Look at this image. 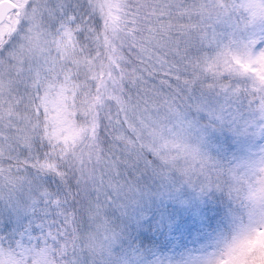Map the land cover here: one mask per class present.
Segmentation results:
<instances>
[{"label": "snow or ice", "instance_id": "obj_1", "mask_svg": "<svg viewBox=\"0 0 264 264\" xmlns=\"http://www.w3.org/2000/svg\"><path fill=\"white\" fill-rule=\"evenodd\" d=\"M225 215L264 224V0H0V264H249Z\"/></svg>", "mask_w": 264, "mask_h": 264}, {"label": "clouds", "instance_id": "obj_2", "mask_svg": "<svg viewBox=\"0 0 264 264\" xmlns=\"http://www.w3.org/2000/svg\"><path fill=\"white\" fill-rule=\"evenodd\" d=\"M236 215L243 216L244 223L247 224V209H237ZM231 225V217L225 215L215 225L214 229L208 230L205 239L201 243L210 246L219 243L220 247L235 243L238 252L247 253L254 257L249 261V264H264V224H258L254 230L240 234L235 241H233L235 233ZM230 264H239V261L234 260Z\"/></svg>", "mask_w": 264, "mask_h": 264}, {"label": "rangeland", "instance_id": "obj_3", "mask_svg": "<svg viewBox=\"0 0 264 264\" xmlns=\"http://www.w3.org/2000/svg\"><path fill=\"white\" fill-rule=\"evenodd\" d=\"M218 137H220L219 141L216 140L215 138L211 139V144L212 147L215 149L217 147H220L221 144L223 143L224 138L227 136L228 137V143L226 145H223L225 148H227L229 153H238L242 146L237 144L230 136H228V134H216ZM191 193L185 192L181 195L180 199L182 200H189L191 199ZM199 203V202H197ZM187 205H182L180 203L174 202L172 200H166L163 201L162 204L160 205L161 209H179V208H183L186 207ZM201 207H203V205H201Z\"/></svg>", "mask_w": 264, "mask_h": 264}]
</instances>
